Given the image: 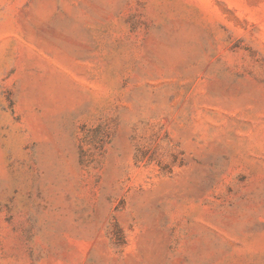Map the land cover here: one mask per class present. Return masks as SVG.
<instances>
[{
    "label": "rangeland",
    "instance_id": "374dc122",
    "mask_svg": "<svg viewBox=\"0 0 264 264\" xmlns=\"http://www.w3.org/2000/svg\"><path fill=\"white\" fill-rule=\"evenodd\" d=\"M0 264H264V0H0Z\"/></svg>",
    "mask_w": 264,
    "mask_h": 264
}]
</instances>
